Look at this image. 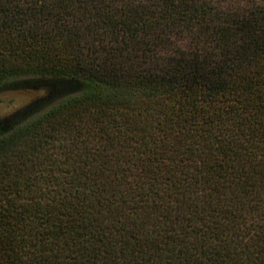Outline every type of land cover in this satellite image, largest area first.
<instances>
[{"label": "trees", "instance_id": "16d2710c", "mask_svg": "<svg viewBox=\"0 0 264 264\" xmlns=\"http://www.w3.org/2000/svg\"><path fill=\"white\" fill-rule=\"evenodd\" d=\"M0 264H264V0H0Z\"/></svg>", "mask_w": 264, "mask_h": 264}, {"label": "rangeland", "instance_id": "374dc122", "mask_svg": "<svg viewBox=\"0 0 264 264\" xmlns=\"http://www.w3.org/2000/svg\"><path fill=\"white\" fill-rule=\"evenodd\" d=\"M36 94H39V92L29 88L0 91V114L12 112L34 99Z\"/></svg>", "mask_w": 264, "mask_h": 264}]
</instances>
